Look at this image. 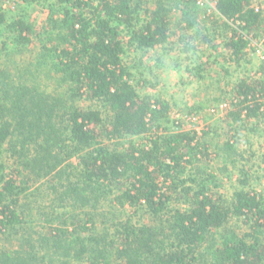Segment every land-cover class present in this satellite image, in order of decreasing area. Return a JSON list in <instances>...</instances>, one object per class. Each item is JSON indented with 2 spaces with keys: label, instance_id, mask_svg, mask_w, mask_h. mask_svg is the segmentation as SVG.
Wrapping results in <instances>:
<instances>
[{
  "label": "trees",
  "instance_id": "1",
  "mask_svg": "<svg viewBox=\"0 0 264 264\" xmlns=\"http://www.w3.org/2000/svg\"><path fill=\"white\" fill-rule=\"evenodd\" d=\"M9 1L50 7L48 36L26 13L8 17L2 3ZM140 10L133 0H0L3 47L40 44L33 62L0 68V234L28 229L30 212L20 203L30 182L46 180L60 206L76 208L50 212L43 255L2 253L0 264H264V194L250 189L244 170L231 197L216 191L217 174L196 166L209 147L196 133L164 125L169 103L147 91L156 87L147 69L125 62L129 45L155 49L192 23H174L163 0L146 17ZM217 11L227 25L240 23L226 47L244 58L245 37L257 36L261 12L252 0H218ZM204 64L188 67L190 76L203 78ZM233 92L226 121L236 134L224 146L226 163H236L231 157L241 143L234 125L245 129L264 114V78L242 80ZM133 137L144 143L120 145ZM5 154L16 165L9 175ZM109 198L112 207L144 211L153 224L127 220L97 233L96 211ZM235 220L245 233L227 230Z\"/></svg>",
  "mask_w": 264,
  "mask_h": 264
},
{
  "label": "rangeland",
  "instance_id": "2",
  "mask_svg": "<svg viewBox=\"0 0 264 264\" xmlns=\"http://www.w3.org/2000/svg\"><path fill=\"white\" fill-rule=\"evenodd\" d=\"M133 1L140 5L142 17L147 15L145 10H154L159 2V0ZM217 2L218 0H207V4L201 6L194 0H163L165 7L173 9L171 14L173 22L189 19L192 23L191 28L173 33L166 45L155 49L140 51L135 45H129L124 58L127 63H136L140 67L138 72L143 68L147 69V76L156 85V87H148L147 91L169 103L170 117L169 121L163 120L164 125L176 126L175 129L178 131L196 133L197 139L200 138L203 145L209 147L208 156H202L201 162L196 166L206 171L212 170L217 174L216 182L220 186L215 188L214 184L212 185L216 191L223 193L225 197H231L236 187L240 186L238 179L242 178V170H244L249 175L250 189L264 194V114L247 123L245 129L239 124L234 125L235 128H239L238 136L241 137L237 152L231 157L236 163H226L223 160L228 156L224 146L228 139L236 134L226 121L228 108H231L230 103L235 95L233 87L242 80L264 78V53L250 52L247 43L244 58L238 60L232 56L226 47V42L232 35L233 29H237L240 23L231 22L227 25L224 18L216 17L214 14H218ZM252 4L256 8L259 7L263 19L254 39L255 43H259L264 37V0H252ZM2 8L8 17L26 13L35 31L43 33L45 37L48 36L43 30L46 27L51 29L47 24L50 7H44L37 2L25 4L9 1L3 2ZM208 15H212L213 18L209 20ZM183 26H187L186 23ZM6 38L7 33L0 27L1 69L14 71L19 65L33 62L40 52V44L37 40L21 51L10 43L4 48L3 41ZM186 49L190 51L187 52ZM200 63H205L201 71L203 78L190 76L187 68L195 67ZM216 99L222 100L218 103ZM80 104L95 107L89 102ZM227 104L229 107L223 108ZM193 110H197V114H190ZM204 131L209 134L204 136ZM131 140L138 144L144 143L143 140L134 137L123 139L119 143L127 146ZM105 143L111 148L116 145L114 142L105 141ZM73 162L77 164L78 160L75 159ZM3 165L6 167L7 175L11 174L16 166L8 154L3 157ZM193 170L194 167L190 169ZM18 179L20 183L21 177ZM48 183L46 180L30 182V189L22 195L20 203L30 212L28 229L21 230L17 234H0V254L13 255L20 251L26 256L37 252L43 255L46 248L41 243L48 236L49 225L46 220L53 208L56 206V214L76 212L70 201L59 205L54 199L56 196L51 194ZM111 201V198L105 200L96 211L99 215L97 233L102 234L105 226L114 230L115 225L127 220L140 225L153 224L151 217L144 211L131 207H112ZM173 206L180 205L175 202ZM102 222H106L107 225H103ZM227 230L245 233L247 229L245 225L235 220L230 223ZM221 233L224 231L218 233V238Z\"/></svg>",
  "mask_w": 264,
  "mask_h": 264
},
{
  "label": "built area",
  "instance_id": "3",
  "mask_svg": "<svg viewBox=\"0 0 264 264\" xmlns=\"http://www.w3.org/2000/svg\"><path fill=\"white\" fill-rule=\"evenodd\" d=\"M196 1L199 5H203L205 6L207 4V0H194ZM256 11L259 12L260 9L259 7H255ZM245 38H247L248 40V43H249V47H250V52H253V51H258V52H263L264 53V37L261 39V41L259 43H255L254 41V37L252 36H246ZM263 60H264V57H263ZM228 104L227 105H224L223 108H228Z\"/></svg>",
  "mask_w": 264,
  "mask_h": 264
}]
</instances>
